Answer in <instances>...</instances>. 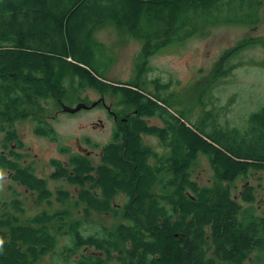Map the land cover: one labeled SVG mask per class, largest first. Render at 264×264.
Here are the masks:
<instances>
[{
  "label": "trees",
  "instance_id": "1",
  "mask_svg": "<svg viewBox=\"0 0 264 264\" xmlns=\"http://www.w3.org/2000/svg\"><path fill=\"white\" fill-rule=\"evenodd\" d=\"M235 2L0 0V134L6 132L0 139V171L7 170L15 182L35 193L37 203H50L53 195L46 181L29 166L13 162L16 149L8 147L18 141L16 121L44 111L40 99L65 97L55 81L59 69L71 70L80 89L89 84L104 87L91 73V25L112 19L131 27L135 37L153 28L157 41H149L137 60L143 69L161 48L195 35L176 11L213 7L220 13ZM120 91L126 97L122 105L130 111L118 113L127 120L119 121L113 141L101 149L100 162L94 165L87 156L75 155L68 165L52 163L55 179L80 189L85 217L108 214L117 206L123 221L112 232L85 233L83 221L70 222L64 210L43 211L26 223L7 212L21 213L18 201L9 206L0 200L5 213L0 217V264H39L56 249L62 233L72 238L66 252L88 251L77 264H243L250 258V264H264V218L255 208L244 207L255 201L254 190L245 188L238 200L229 186L250 168L264 171V105L253 113L259 122L254 120L258 126L250 130L222 128L210 119L212 131L207 132L205 122L193 126L160 105L155 95L144 93L137 82L124 84ZM148 118H161L164 127L150 126ZM40 123L38 135L54 133ZM145 136L168 141L167 156L155 154ZM199 154L214 170L210 186H200L188 172ZM120 196L126 197L123 205L116 203ZM57 198L62 202L69 193L58 191Z\"/></svg>",
  "mask_w": 264,
  "mask_h": 264
},
{
  "label": "rangeland",
  "instance_id": "2",
  "mask_svg": "<svg viewBox=\"0 0 264 264\" xmlns=\"http://www.w3.org/2000/svg\"><path fill=\"white\" fill-rule=\"evenodd\" d=\"M154 11L152 16L156 14ZM176 13L182 25L195 35L184 43L173 42L161 48L143 69L139 68L138 56L149 41H157L155 30L146 28L133 38L128 29L112 19L90 26L87 46L93 50L92 66L95 68L91 73L104 87L99 90L89 84L80 89V82L73 77L72 71L61 68L55 81L64 90L65 97L62 100L40 99L38 106L43 112L33 111L25 121H16L14 129L18 141L10 144L8 151L16 149L17 158H11L13 162L32 168L46 181L53 196L50 203H37L35 193L15 182L7 170L0 171V200L9 206L18 201L23 208L21 213L10 210L9 214L29 223L43 211L65 210L70 222L83 221L85 233L112 232L123 221V210L117 206L108 214L93 212L85 217V205L78 199L80 189L64 179H55L56 168L52 161L68 165L73 156L83 155L94 165L100 162L101 149L113 141L121 117L118 115L115 121L103 104L76 114L64 113L62 107L89 105L104 98L112 111L127 114L130 110L122 105L126 97L120 91L124 84L137 82L144 93L155 95L162 101L160 105L181 114L193 126L205 122L207 132L212 131L210 119L222 128L242 131L258 126L253 121L259 122V119L253 115L264 105V0H236L220 13L213 7ZM208 113L212 117L207 118ZM41 121L45 122L44 128L49 127L54 133L45 137L38 135L36 129L41 127ZM147 121L150 126L164 127L161 118ZM5 135L6 132L0 134V139ZM144 141L159 157H166L170 150L168 141L155 136H145ZM188 172L200 186L211 185L214 170L206 156L199 154ZM229 186L238 200L242 191L250 186L255 201L244 207L255 208L257 216L264 218V171L250 168ZM58 191L68 192L69 198L58 201ZM125 201L124 196L116 199L119 205ZM4 214L0 211V217ZM70 246L72 238L62 233L56 249L39 264H77L81 255L88 254L83 249L66 252ZM251 260L243 264H250Z\"/></svg>",
  "mask_w": 264,
  "mask_h": 264
},
{
  "label": "water",
  "instance_id": "3",
  "mask_svg": "<svg viewBox=\"0 0 264 264\" xmlns=\"http://www.w3.org/2000/svg\"><path fill=\"white\" fill-rule=\"evenodd\" d=\"M103 103L105 106H106V103H105V100L104 99H101V100H98V101H95L93 102L91 105H86L85 103H80L78 104L76 107H66V106H63L62 107V111L64 113H68V114H76L82 110H91L95 107H97L99 104ZM108 110L110 111V107H108ZM127 119L125 120H121L122 122L126 121Z\"/></svg>",
  "mask_w": 264,
  "mask_h": 264
},
{
  "label": "flooded vegetation",
  "instance_id": "4",
  "mask_svg": "<svg viewBox=\"0 0 264 264\" xmlns=\"http://www.w3.org/2000/svg\"><path fill=\"white\" fill-rule=\"evenodd\" d=\"M102 99H104V98H102ZM101 100V99H100ZM101 104H103V103H101ZM104 105V104H103ZM105 106V105H104ZM106 108H107V110H108V107H110V106H105ZM109 111V110H108ZM109 113H110V115L113 117V119L115 120V121H118V119H119V117H118V114L116 113V112H114V111H112L111 110V107H110V111H109ZM149 120H151L150 118H148ZM121 120H125V118H123V119H121ZM120 120V121H121ZM100 157H101V153H100Z\"/></svg>",
  "mask_w": 264,
  "mask_h": 264
},
{
  "label": "crops",
  "instance_id": "5",
  "mask_svg": "<svg viewBox=\"0 0 264 264\" xmlns=\"http://www.w3.org/2000/svg\"><path fill=\"white\" fill-rule=\"evenodd\" d=\"M122 26V25H121ZM123 28H125V29H128L129 30V32H130V34H131V27L130 28H127V27H125L124 25L122 26ZM150 30L153 32L154 31V29L153 28H150ZM133 35V34H132ZM131 35V36H132ZM133 38H136L134 35L132 36Z\"/></svg>",
  "mask_w": 264,
  "mask_h": 264
}]
</instances>
